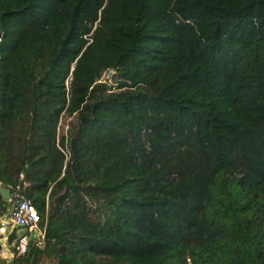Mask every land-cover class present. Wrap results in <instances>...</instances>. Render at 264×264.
Listing matches in <instances>:
<instances>
[{
  "label": "trees",
  "instance_id": "trees-1",
  "mask_svg": "<svg viewBox=\"0 0 264 264\" xmlns=\"http://www.w3.org/2000/svg\"><path fill=\"white\" fill-rule=\"evenodd\" d=\"M0 185L11 264H264V0H0Z\"/></svg>",
  "mask_w": 264,
  "mask_h": 264
},
{
  "label": "built area",
  "instance_id": "built-area-1",
  "mask_svg": "<svg viewBox=\"0 0 264 264\" xmlns=\"http://www.w3.org/2000/svg\"><path fill=\"white\" fill-rule=\"evenodd\" d=\"M16 186L14 198L10 207L0 216V257L5 256L8 245L15 248L19 255H24L31 243L39 246L43 243L45 229L41 226V217L31 199L22 196ZM14 231V238L11 243L5 244L3 237ZM8 260L0 264H11L15 254L13 249H8ZM31 264V263H28Z\"/></svg>",
  "mask_w": 264,
  "mask_h": 264
},
{
  "label": "rangeland",
  "instance_id": "rangeland-1",
  "mask_svg": "<svg viewBox=\"0 0 264 264\" xmlns=\"http://www.w3.org/2000/svg\"><path fill=\"white\" fill-rule=\"evenodd\" d=\"M107 76H108L107 73H105L104 76H103V78H106ZM72 120H73V118L63 117L61 119V121H60V124H59V131L62 132L64 130H66L68 128V125H69L68 123L70 121H72ZM4 243H5V241H4ZM7 246H8V249H13V247H9L10 245L7 244ZM7 260H8L7 257H3V259H2L3 262H5ZM31 263L33 264L34 262H31ZM35 263L36 264H48L49 261H47V259H45V258H39ZM17 264H26V261H23L22 262L21 260H19ZM51 264H53V263H51Z\"/></svg>",
  "mask_w": 264,
  "mask_h": 264
},
{
  "label": "water",
  "instance_id": "water-1",
  "mask_svg": "<svg viewBox=\"0 0 264 264\" xmlns=\"http://www.w3.org/2000/svg\"><path fill=\"white\" fill-rule=\"evenodd\" d=\"M0 194L3 197V199L8 200L10 199L11 195H10V190L8 188H5L3 186L0 185ZM5 244L8 241V235L3 237Z\"/></svg>",
  "mask_w": 264,
  "mask_h": 264
},
{
  "label": "crops",
  "instance_id": "crops-1",
  "mask_svg": "<svg viewBox=\"0 0 264 264\" xmlns=\"http://www.w3.org/2000/svg\"><path fill=\"white\" fill-rule=\"evenodd\" d=\"M5 249H6V251H5V254H6V255H5V256H1V257H0L1 260L3 259V257H7V258H9L8 255H7L8 252H9V250H8L7 248H5Z\"/></svg>",
  "mask_w": 264,
  "mask_h": 264
}]
</instances>
